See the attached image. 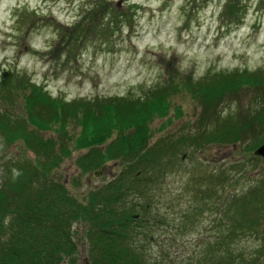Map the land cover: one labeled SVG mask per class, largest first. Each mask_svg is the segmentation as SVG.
I'll return each instance as SVG.
<instances>
[{
  "label": "rangeland",
  "instance_id": "rangeland-1",
  "mask_svg": "<svg viewBox=\"0 0 264 264\" xmlns=\"http://www.w3.org/2000/svg\"><path fill=\"white\" fill-rule=\"evenodd\" d=\"M227 1L0 0V78L7 71L24 73L53 98L73 101L138 94L139 86L150 89L175 77L179 89L169 100L168 114L151 122V143L176 138L198 126L206 128L214 122L212 110H202L184 81L215 72H264V0H244L240 22L224 14ZM64 34L65 40L60 39ZM12 91L15 102L7 108L11 114H20L24 92ZM263 94L264 90L240 86L224 95L216 113L221 118L247 117L262 107ZM0 108L7 110L2 100ZM57 129L52 126L42 133L55 142L52 156L60 162L50 179L62 181L73 196L80 198L122 170L121 164L109 161L104 165L109 167L107 174L96 180L92 173L82 174L76 160L88 149L78 148L79 120L67 122L66 137ZM203 146L187 145L175 168L160 180L149 214L168 211L171 227L155 226L150 242H137L149 261L165 256L168 264H179L190 259L204 241H222L224 228L218 215L206 203L194 200V193L200 191L199 178L228 175L231 184L225 185L222 205L225 195H240L264 183V162L254 154L260 145L229 146L225 153L219 145ZM64 147L71 150L70 157L63 158ZM36 157L21 143L0 144V178L11 160L33 161ZM196 204L201 211L198 217H191L195 222L183 220ZM184 223L188 224L185 231H178ZM261 224L264 228V222ZM73 228L78 246L74 264H87V243L82 237L87 227L76 223ZM237 245L253 252L260 241L244 237Z\"/></svg>",
  "mask_w": 264,
  "mask_h": 264
},
{
  "label": "trees",
  "instance_id": "trees-1",
  "mask_svg": "<svg viewBox=\"0 0 264 264\" xmlns=\"http://www.w3.org/2000/svg\"><path fill=\"white\" fill-rule=\"evenodd\" d=\"M243 3L228 0L224 14L242 21ZM65 37L60 35L62 40ZM193 78L184 81V87L199 100L202 110H212L213 124L151 143V122L168 114L169 100L179 89L175 77L154 88L139 86L138 94L67 101L53 98L24 73H4L0 100L6 108L15 102L13 88L22 89L24 94L20 114L0 108V144L21 143L37 157L33 161L11 160L0 178V264H74L78 254L76 223L87 227L82 232L87 264H168L165 256L149 261L137 242H150L155 226L171 227L168 211L149 214V210L154 193L160 191V180L175 168L185 147L219 145L225 153L229 146L264 143V104L242 118H221L216 113L227 92L234 93L240 86L264 90V72H215ZM76 118L82 127L78 148L88 149L76 160L82 174L92 173L109 161L123 167L108 183L90 188L80 198L62 181L50 179L60 162L52 156L55 142L42 136L56 126L66 137L67 122ZM70 153L69 148L62 149L63 158ZM223 176L199 178L196 184L200 191L194 193L195 202L206 203L218 215L217 221L224 228L223 242L220 238L204 241L190 259L179 264H261L264 260V183L240 195H225L222 205L225 185L230 183L228 175ZM196 205L183 220L198 217L201 207ZM183 225L178 231H185L188 224ZM244 237H256L260 245L253 252L238 246Z\"/></svg>",
  "mask_w": 264,
  "mask_h": 264
},
{
  "label": "water",
  "instance_id": "water-1",
  "mask_svg": "<svg viewBox=\"0 0 264 264\" xmlns=\"http://www.w3.org/2000/svg\"><path fill=\"white\" fill-rule=\"evenodd\" d=\"M254 154H255L257 157L262 158V160H263V162H264V144H262L261 146H259V147L255 150ZM108 170H109V167H108V166H104V167H102L101 169H98V170L94 171V172L92 173V175H91L92 180H96L97 178H99V177H101V176L107 174Z\"/></svg>",
  "mask_w": 264,
  "mask_h": 264
}]
</instances>
